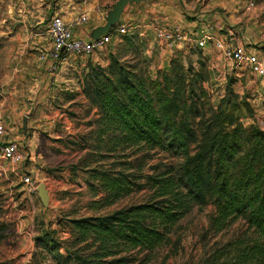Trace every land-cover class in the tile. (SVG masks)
Listing matches in <instances>:
<instances>
[{
  "label": "rangeland",
  "instance_id": "rangeland-1",
  "mask_svg": "<svg viewBox=\"0 0 264 264\" xmlns=\"http://www.w3.org/2000/svg\"><path fill=\"white\" fill-rule=\"evenodd\" d=\"M14 1L0 0V122L7 128V136L0 141L13 139L21 143L31 159L15 165L0 159V263L75 264L69 260L64 248L58 251L52 247L51 251L48 249L61 243L72 251L70 220L103 216L142 203L150 196L144 188L111 207H91L101 195L91 187L96 183L87 173L88 168L96 164L85 166L94 158L100 160L98 154H103L96 149L100 141L97 137L98 111L82 94V73L91 64L106 67L109 56L113 55L130 64L141 76L161 81L165 71L170 69V60L176 58L184 69L188 66L192 68L189 79L196 78V74L202 76L195 85L199 96L195 98L204 114L208 116L219 106L222 111L232 112L243 125L257 126L264 132L263 79L251 75L245 67H237L225 60L210 41L201 49L195 46L183 50L171 49L172 56L162 64L157 54L165 51V47L159 44L155 33L150 29L139 28L138 31L135 28L137 21L139 26L142 25V16L126 22L129 31L123 36L132 38L131 45L123 41L122 35H112L110 42L91 56L69 57L52 76H48L49 82L45 86L42 68L35 63L24 66L19 60L31 52H39L42 42L38 43L34 38H45L46 25L52 15L48 18L47 14V19L40 22L25 14L23 5L15 6ZM30 1L37 5L35 0ZM75 1L77 4L92 5L93 18L100 16L104 22L116 2ZM162 1L154 0L148 4ZM220 2L185 0V12H190L188 9L191 8L190 13L198 11L220 15L225 13ZM11 4L15 10L9 14L6 6ZM230 5L237 11L234 23H229L236 26V32L229 36L227 31H217L214 21L210 27L200 30L212 37L217 34L223 43H248L264 55V0H258L251 11H247L241 1ZM129 8L125 7L123 13ZM180 9L184 11L182 7ZM70 12L68 16H71ZM186 18L192 20L187 15ZM35 31L38 34L33 37L32 32ZM21 48L25 49L23 55ZM229 88L237 94V103L241 102L238 107L219 104ZM120 155L116 153L112 159L107 157L99 162L105 165L125 160L119 159ZM159 160L164 164L179 162L162 154H153L147 162L153 165ZM26 175L31 178L29 187L22 180ZM40 184L47 189L46 207L38 197L37 187ZM211 213V206L194 207L174 228L170 244L155 251L147 264H206L216 246L244 233L241 221L224 232L214 233L208 222ZM131 264H137V261Z\"/></svg>",
  "mask_w": 264,
  "mask_h": 264
},
{
  "label": "trees",
  "instance_id": "trees-1",
  "mask_svg": "<svg viewBox=\"0 0 264 264\" xmlns=\"http://www.w3.org/2000/svg\"><path fill=\"white\" fill-rule=\"evenodd\" d=\"M109 57L106 67L91 64L81 77L82 94L99 114L96 149L103 152L85 166L96 164L87 173L101 195L91 207H111L144 188L150 196L103 216L70 220L72 251L61 243L49 251L64 248L75 264H147L194 207L211 206L214 233L237 221L245 230L216 246L206 264H264V132L219 106L204 114L195 98L202 76L189 79L192 68L176 58L160 81ZM237 98L229 88L219 104L238 107ZM116 153L125 160L100 164ZM153 154L179 162L149 165Z\"/></svg>",
  "mask_w": 264,
  "mask_h": 264
},
{
  "label": "crops",
  "instance_id": "crops-1",
  "mask_svg": "<svg viewBox=\"0 0 264 264\" xmlns=\"http://www.w3.org/2000/svg\"><path fill=\"white\" fill-rule=\"evenodd\" d=\"M35 1L37 4L36 6H34L35 5L34 1H30V0L29 1L19 0L17 2L15 0L14 2H15V6L17 7L23 5L24 13L25 14L27 13L32 19H39L40 22H42L43 19H47L46 18L47 14H49L48 18L53 14L61 15L65 20V22L69 23L72 26L74 38L81 39L84 41H89L92 39L93 31L105 25V22L103 21L102 18H100V16L97 18H93L92 5L86 6L84 3L77 4L76 1L74 2V0H35ZM173 1H175L174 5L172 4ZM239 1L245 4V0H221L219 5L223 8L225 13H222L220 15L217 14L210 15L206 13H200L198 11L190 13L191 8L188 9L190 10V12L188 11L190 14L188 12L186 13L185 9L187 8H185L186 7L185 0H163L162 2L151 3V4H148L149 2L128 4L127 6H130V8L126 12L121 13V16L117 24L127 25L126 22L133 21V19H138L139 16H142L141 18L142 25L139 26V21H137L138 24L135 26V28H137L138 31L139 28L140 29L145 28V29H150L152 32L155 33L157 30L165 31V30H172L173 28L178 27L188 33L199 34V32H201L203 34H207L205 32H202L200 29L210 27L209 25H212L214 21V27L217 28V31H222V30L227 31L228 35L230 36L233 34V32H236V30L234 29L236 26H230L229 23H234L235 14L237 13V11L234 9V6H231L230 3L239 2ZM84 2L86 1L84 0ZM51 6H54V8L52 9ZM180 7H182L184 11H181ZM6 8H7V13L9 14L13 13V11L15 10L13 4H11L10 6H6ZM69 11H71L69 13V15L71 16H68L67 14ZM81 14H86L88 17L87 21L84 23H79L77 21L78 18L81 16ZM186 15L192 20H188V18H186ZM226 19H228L231 22H228ZM212 33L214 34V31H212ZM35 34L38 33H36V31L32 32L33 37H35L34 36ZM213 38L215 40L222 41L220 38L217 37V34H214ZM37 39L38 38H34V41H38V43L42 42L41 49L39 50V52L38 53L31 52L28 54V56H24L23 60L22 58H20L19 62L23 63L24 66L32 65L33 63H35L36 66L41 67L43 70V74L45 75V77L42 80L45 81L44 85L47 86V83L49 82L48 76H52V74H54L57 69L54 72H51L49 70L50 62H46V61L41 62L40 55L49 52L52 48V43L47 35V32L45 38H43L42 40L39 39L37 40ZM160 43H162L163 46L165 47V51L161 50L158 52L157 55L161 57L160 62L164 64V62L172 56L173 53L172 50H176V49L170 50L165 46L164 42L159 41V44ZM244 44H246V46L249 45L250 47L254 48V46H251L248 43H244ZM238 45H242V44L239 43ZM24 48H21L20 53H22V55L25 51ZM256 51L261 55V57L264 58L262 51H260L259 49ZM62 64H64V62L60 63L58 67ZM9 140H13V139H9Z\"/></svg>",
  "mask_w": 264,
  "mask_h": 264
},
{
  "label": "built area",
  "instance_id": "built-area-1",
  "mask_svg": "<svg viewBox=\"0 0 264 264\" xmlns=\"http://www.w3.org/2000/svg\"><path fill=\"white\" fill-rule=\"evenodd\" d=\"M257 1L245 0V9L247 11L253 10ZM87 19L86 14H81L77 21L84 23ZM128 31L127 25H118L113 29L112 33L109 32L106 35H101L97 39L84 41L73 37L72 26L65 22L61 15L53 14L46 25V32L51 40L52 48L49 52L40 55V61L50 62L49 70L54 72L58 65L66 62L69 57H89L95 52L102 50L110 42L112 35H124ZM155 35L170 50L188 49L193 46L203 48L207 42H213L214 48L225 60L237 67H245L251 75L264 80V58L249 45L223 43L220 40H215L210 35L203 34L199 36L195 33H188L178 27L172 30H157ZM6 136L7 128L0 122V140ZM0 159L15 165L30 160L31 157L30 154L24 151L21 143L19 144L18 142L9 140L5 142L0 141ZM22 180L26 186H31V178L29 175L24 176Z\"/></svg>",
  "mask_w": 264,
  "mask_h": 264
},
{
  "label": "water",
  "instance_id": "water-1",
  "mask_svg": "<svg viewBox=\"0 0 264 264\" xmlns=\"http://www.w3.org/2000/svg\"><path fill=\"white\" fill-rule=\"evenodd\" d=\"M150 1H154V0H116L113 7L111 8V10L108 12L106 16L105 25L93 31L92 39H97L101 35L108 34L110 30L114 28V26H116L121 16V13L123 12L124 8L128 4H135V3H140V2H150ZM37 193H38V197L42 205L46 207L48 203V194H47V189L45 188L43 184H40L37 187Z\"/></svg>",
  "mask_w": 264,
  "mask_h": 264
}]
</instances>
